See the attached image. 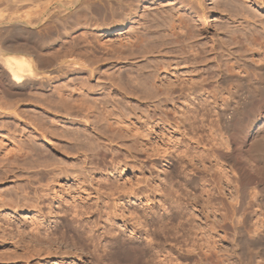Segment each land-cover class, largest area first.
Returning <instances> with one entry per match:
<instances>
[{"label": "rangeland", "instance_id": "obj_1", "mask_svg": "<svg viewBox=\"0 0 264 264\" xmlns=\"http://www.w3.org/2000/svg\"><path fill=\"white\" fill-rule=\"evenodd\" d=\"M68 1L0 0V49L9 51L11 38L16 46L28 44L32 50H39L41 45L30 41V27L37 31L45 48L41 62L45 64L48 54L56 63L50 67V87H33L16 94L11 93L3 74L5 65L0 61V264H123L112 252L131 244L146 255L139 263L126 264H210L199 260V243L205 251L213 248L220 264H264V156L256 151L255 142L264 137V106L255 94H249L250 83L219 81L215 67L208 63L179 68V75L188 74L189 69L199 79L186 84L179 80L180 84L174 86L177 93L165 100L168 114L146 109L147 103L136 96L138 81L143 77L139 68L149 59L136 55L142 50L133 49L129 39L138 29L141 33L146 29L147 35H143H159L148 38L150 43L165 41L170 20L186 11L200 20L198 30L203 32L202 43L208 50L218 35L227 44L234 42L239 50L235 55L247 50L251 56L253 49L251 57L263 58L264 0H135L131 21L122 26L102 24L96 29L75 25L72 12L90 2L98 12L106 0H79L74 5ZM24 20L33 23L25 30L16 29L17 23ZM154 42L152 45L157 44ZM191 43L193 46L190 42L186 45L190 57L199 48L197 41ZM216 50L226 54L218 46ZM156 52L148 55L152 62L163 57ZM227 58L237 62L232 56ZM86 69L95 74L90 77ZM163 74L162 78L166 76ZM203 78H207L205 83ZM111 79L116 80L117 88H113ZM104 84L111 85L113 95L118 94L117 98L111 94L114 102L109 88L101 90ZM117 89H122V94ZM72 90H76L70 95L72 102L84 99L92 106V116L88 118L87 109L78 108L71 110L72 115L64 109L55 113L60 93L67 96ZM81 91L85 94L78 95ZM100 97H105V108L98 103ZM39 99L51 110L36 106L34 102ZM158 99L154 103L164 106L163 98L161 102ZM115 102L120 108H115ZM239 107L242 113L251 115V121L237 141L234 134L224 133L220 114L221 110L226 112L228 127L232 113ZM104 115L113 122L120 116L124 119L123 123H114V131L120 129L126 135L118 139V145H101L98 150L102 153L92 155L89 151V159L83 155L64 156L51 145L60 141L49 134L55 130L56 121L88 129L95 143L103 141L106 136L102 135L103 140L98 137L96 128L104 127V121L97 124ZM87 118L90 122L86 123ZM43 131L47 132V140L42 138ZM34 135L39 140L33 139ZM31 143H36L38 149L32 150ZM73 145L64 147L70 152ZM226 145L236 146V166L225 160L232 148ZM43 147L48 149L42 154ZM55 158H66V162ZM43 161L47 165L39 163ZM56 166L61 170L53 171ZM236 197L242 205L237 212L241 234L233 229V214L229 211ZM74 204L83 211L78 208L75 212ZM87 207L90 212L84 213ZM118 238L121 244L113 245ZM192 245L195 250L190 249Z\"/></svg>", "mask_w": 264, "mask_h": 264}, {"label": "bare ground", "instance_id": "obj_2", "mask_svg": "<svg viewBox=\"0 0 264 264\" xmlns=\"http://www.w3.org/2000/svg\"><path fill=\"white\" fill-rule=\"evenodd\" d=\"M78 1L79 0H70L68 2H70L71 5H74V4L78 3ZM135 3H136L135 0H106V3L103 4V6H100V8H97L98 12H96L91 7L92 2H90L89 4H84L83 6L80 5L73 10V12H72L73 21H74V24L79 26L81 29H83V28H87V29L88 28H95L96 29V28L100 27L102 24H107L109 26H120V25L122 26L125 21H131L132 16H133V10H134L133 8H135L134 5H136ZM90 9L92 11H90ZM191 9L192 8L190 7V10ZM188 13H189V11H188ZM189 14H192V13H189ZM189 14H187L186 11H185V13H182V11H180V14H178V17L176 20H174V19L170 20L171 23L168 22L170 24V25L168 24V27H169L168 28L169 29L168 35L166 36L167 33L162 34L163 36L161 35V37H163V38L166 36L165 37L166 40L164 41V39L161 38V39H163V41L161 40V42H158L159 44L157 42H154L155 40L153 41L154 44L157 43L155 45H152L153 42H151V43L149 42L152 39H155L153 36H156V34H154L153 32H156L157 29H155V31H153L152 29L150 30V31H153L152 33L154 34L153 36L151 34V37H148L149 35L146 36L147 33L145 32V30H146L145 28H144L145 30H143V31L146 33V35H143L144 32L141 33L138 31L140 29H138L136 31L137 33L136 32L134 33L135 35L133 36V38H129L130 39V46L131 47L133 46L132 47L133 49L135 47H138L140 51L142 50L140 53L139 52L136 53V55L146 57L147 59H149V60L144 61L145 62L143 64L144 66H140V68H139L140 72H142L143 77L141 79H139V81H138V84L140 85V88H139L140 90L138 91L139 95H137L136 97H138V99L140 98L141 100H143L144 101L143 104L147 103L145 105L146 109L148 108V109L153 110V111L155 109H160V110L164 111L165 114H168L167 113L168 111H166L168 102H166L165 100L169 101L171 99V97L173 96L174 92L177 93L175 91L176 89L174 86L179 82V80L181 81V83L183 82L186 84L189 82L194 83L197 79H199V78H196V76H195L196 74H194L195 72L193 70H189V69L186 70V72H188V74H183V75L180 74L179 75V71H178V70H180L179 68L185 67L184 66L185 64H186V67L189 68V67H191V65H192V67H193V65L195 67L196 65H206V64L208 65V63H211V65L213 67H215L214 69H216V71H217L216 73L218 74L217 76H219L218 77L219 81L220 80H237V81H245V82L250 83L251 88H250L249 94H251V93L255 94L254 98L256 100H259L260 103L264 106V55H263V58H257V59L255 58L254 59V57H251L255 52L253 49H251V52L253 53L251 56L248 55L247 50H245L242 53L239 52L238 53L239 55H235L239 50L235 47L234 42L232 41L231 43L227 44L218 35L215 36L214 41L211 43L212 47L210 50H208L207 46H204L202 43L205 40V36H203V32L201 30L200 31L198 30V28H199L198 23L200 20L198 21V19H196L194 17L195 13H194V15L192 14L193 16L191 15L192 17ZM172 17H174L173 14H172ZM197 18H198V16H197ZM32 23H33L32 20L21 21V22L17 23L18 26L16 27V29L25 30V28L28 27L27 25L32 24ZM149 25H147V26H149ZM147 26H146V28H147ZM63 28H64V30H68L66 28V26H64ZM178 28H180L183 31L185 30L184 31L185 34L183 35V33H182L183 31L178 30ZM263 28H264V26H263ZM65 33L68 34L69 32L66 31ZM148 33L150 34L149 31H148ZM233 33H235V32H233ZM28 34L30 36V41L34 40V41H36L37 44L39 43V46L41 45V48L39 50H32L28 46V44L16 46V43L11 41V38L9 39L10 40V43H9V49L10 50L4 51V50L0 49V61L3 62L5 65V70L3 71V74L5 75L4 76L5 79H7L11 85V88H12L11 93H16V94L25 93L27 89H32L33 87H39L40 89H47L48 87H50V75L52 72L50 67H52V65H56V63L53 60L52 56L48 55V54L46 55L47 58H46L45 64H43L41 62V60H40L41 56L45 55L43 53L45 48L41 44V42L39 41V38L37 36L38 33L34 28L29 27ZM255 35H257V34H255ZM158 36H156V38ZM168 36H171V38H168ZM148 38H150V39L152 38V39L148 41L147 40ZM132 39H134V40H132ZM232 39L233 40L235 39L234 35L232 36ZM156 40H159V39H156ZM145 41H148L149 43L144 45L143 43ZM192 41H197L199 43V45H198L199 48H197L196 49L197 51H194V54L192 55V57H190L189 56L190 50L186 48L187 47L186 45L189 42H190V45H192V43H191ZM127 44H128L127 46L129 47V43H127ZM168 45H172V46L171 47L169 46V48H168L167 47ZM193 45H194V42H193ZM200 45H203V46H200ZM192 46H190V47H192ZM216 46L221 48L222 51L224 50L226 52V54H223V53L219 52V50H216ZM159 47H161V48L165 47V48L160 49ZM132 48H131V50L129 48V50L132 52V54H135L134 53L135 50L133 51ZM138 48H135V49L138 50ZM174 50H175V53H174ZM116 51L120 52L119 49H117ZM156 51L159 54H161L163 57L160 58V60L159 59H153L154 61L152 62L151 61L152 59L148 55H150V54L155 55ZM121 52H122V50H121ZM208 54L210 55V57L212 56L211 61H210V57ZM122 55H123V53H122ZM207 55H208V58H207ZM230 56H232V58H236L237 62L236 63L231 62V60H230L231 58H227ZM121 57H123V56H120V58ZM220 57H221V59H220ZM189 58H191V59H189ZM192 63H195V64H192ZM82 70L83 69H77V72L78 71L80 72ZM86 71L88 72V75L90 77H92L95 74L94 70H92V69H86ZM163 73L166 74L165 77L163 76L165 78L164 81H163L164 78H162V75H164ZM257 75H259L260 77H257ZM207 78H203L202 81H204V83H205ZM118 81H119V78H118ZM110 83L113 86V88H117V86H119L115 79H114V81H113V79H111ZM121 83H123V85L125 84L126 86H128L127 85L128 83L126 84L122 81H121ZM121 83H120V86H121ZM179 84H180V82H179ZM111 85L107 86V84H104V85H102L101 90H103V92H105L106 89H108ZM194 85H193V87H194ZM186 86H183L184 89ZM188 88H190V87H188ZM192 88H191V90H192ZM87 89H88V87L86 88V90ZM130 89L131 88H129V90ZM117 90H119V89H117ZM179 90H181V89H178V91ZM193 90H194V88H193ZM75 91L72 90L70 92V94L67 96L62 94V92L60 93L59 100L55 101V104H54L55 113L59 114V112H61V109H64L68 115H72L71 110L74 108H78L80 110L87 109V111H88L87 115L89 118L90 115L92 116V106L89 105L87 102H85L84 99H82V98L80 100H78V102H72V98H71L72 95L71 94ZM119 91L121 92L122 89ZM124 91L126 92V90H124ZM130 91L131 92H129V93H131V94L134 93V92H132V89ZM111 92H112V89H110V92H109L110 96L112 94ZM191 92H193V91H191ZM126 93L128 96L129 93L128 92H126ZM81 94H85L84 91H81L80 93H78V95H81ZM120 94H122V92ZM86 95H90V93L87 92ZM117 95L114 94L113 97H116ZM161 95H164V96L161 97ZM108 97H107V99H109ZM116 98H114V99H116ZM157 98H159L158 99L159 102H161L160 98H163L161 100L165 101V103L163 102L164 106H162L163 104H161V103L157 104L158 102L154 103V100L155 99L157 100ZM43 99L45 100L46 98H43ZM98 99H99L98 103L103 105L102 107L105 108V106L107 105L106 104L107 102H105V97H104V99H103V97H100ZM110 99L112 102H114L112 100V96ZM117 101H119V100H117ZM120 102H122V101H120ZM34 103L36 104V106H40L41 108H43V110L46 112L51 110V107L49 105H47V103L42 102L40 99L38 100V102H34ZM117 103L120 104L119 102H117ZM117 103L115 102V105H114L115 108H120V107H118L119 105L117 106ZM111 104L113 105L114 103H111ZM124 104H126V103H124ZM127 107H128V105H127ZM130 108H131V106H130ZM240 109L241 108L239 107L236 109V112L232 113L233 117L236 118L238 122L234 121L236 119L232 120L233 117H230L231 119L229 118L230 119L229 120L230 126H228L229 128L226 126V125H229V124H227L228 122L225 125V120H224V118H225L224 115L226 112L221 110V114H220V120H222V129H224L223 131L226 130L224 133L228 132V133H230L229 134L230 136H231V134L232 135L234 134L236 136V138L238 139L237 141L241 140V138L245 134V132L249 126V123L251 121V115L250 114L246 115V114L242 113L240 111ZM118 110L119 109H117V111ZM227 116L229 117L230 115H227ZM88 118L86 119V123L90 122V120ZM70 119H73V116ZM110 119L111 118H109L108 115H104V116H101L100 119L97 121V124H100L102 121H104V127L103 128H101V127L96 128L97 130H99V133H100V135L98 133H96V135H98V137L99 136L102 137V135L104 137V135H105L106 140L105 139L103 140V137H102V140L106 141V144L100 140H97V142L95 143L96 139L93 138L92 132H89L88 129H81V128H76V127L74 128L73 126L67 127L66 123L62 124L60 121H56L55 130H53L49 134L52 135L51 136L52 139L58 137V138H60V141H58V143L51 142V145L55 147L56 151H60L61 154L64 156L72 154V155H77L78 158H80V156L83 155L85 159H87V158L89 159L90 154L93 155L95 153L96 154L102 153L101 152L102 150L101 151L98 150L101 145H105V146L110 145L112 147L113 143H116V145H118V143H119L118 139H122L123 137H126L124 131H122L120 129H119V131H114V129L117 128L114 126L115 125L114 123H116V122H118L119 124L123 123L124 119L121 118V116L117 117L116 120L114 119L115 120L114 122ZM232 121H234L236 123L233 124L234 122L232 123ZM46 131L42 132V136H43L42 138L45 140H47V135H46L47 132ZM110 133H111V137H109ZM223 135H225V134H223ZM33 139H36V141L39 140L36 135L33 136ZM232 140L234 141V137ZM48 141H49V139H48ZM135 141H137V140H135ZM31 142H33V140ZM234 142H236V141H234ZM255 142H256V148H257L256 151L259 150L258 152L260 153V155L264 156V137L260 136L259 138H257L255 140ZM107 143H108V145H107ZM232 143L233 142H231L230 144H232ZM65 144H74L72 146L73 151H70V152L67 151L64 147ZM133 145L137 146V143L135 142V143H133ZM229 146L232 147V145H229ZM229 146H227V147H229ZM84 147H88V148L84 149ZM118 147H120V146H118ZM235 147L233 145V147L231 149H229L230 151L227 152L226 159H225L227 163H229L233 166L235 165L234 163H236L235 160L237 159V157H234ZM31 149L37 150L38 149L37 144L31 143ZM47 149H48V147L47 148L43 147L41 149L40 153L43 154ZM128 149H129V147H128ZM89 151H90V154H89ZM185 153H187V151H185ZM57 154H59V153L57 152ZM55 160H57L61 163L66 162V158H60V159L55 158ZM39 163L43 164V165H47V163L45 161L39 162ZM233 166H231V167H233ZM54 170H61V167L56 166L53 168V171ZM234 170H235V167H234L233 171ZM85 188H87V187H85ZM172 193H174V192H172ZM232 199H235V198H232ZM105 200H107V199H105ZM74 206H75V208H74L75 212H77V210L80 206L77 204H74ZM229 207H228L229 211L232 212V214H233V215H231V217H232L231 224L233 223L234 228L233 227L232 228L236 231L238 230V233H240V232L243 233V231H242L243 229L240 231L241 226H239V224L241 225V223L238 222L239 217L237 215L239 213L241 207H242L241 202L238 200V197H236V199L234 201L230 202ZM86 209L87 210H84V213H89L91 208L87 207ZM80 210H82V209H80ZM192 210H194V209H192ZM192 210H191L190 214H192ZM67 212H68V210H67ZM78 215H80V214H78ZM192 216L193 215H191V217ZM237 217H238V220H237ZM148 237H149V235H148ZM112 244L113 245H116V244L120 245L121 241L118 238V240L113 241ZM193 245H194V243H193ZM193 245L190 246V249H192V250L195 248L194 246H196V245H194V246ZM198 245L199 246L196 248H199L198 251L199 250L200 251L198 253L195 251L194 252L200 256L199 260H201V261L204 260L206 262H209L210 264H220L221 263V262H219L220 260L218 259V256L216 257V254H215V251H213L214 250L213 248L209 249L210 247H208L207 248L208 250L205 251L203 249L204 247H202V244L199 243ZM191 247H193V248H191ZM112 253L115 255V258H118V262L123 263V264L124 263L125 264L130 263V262L139 263V262H141V260H143L145 258V255H146V253H144L141 249H139L138 247H136L134 245L132 246V244L129 247L121 248L119 250H116L115 253L114 252H112ZM152 258H155V257L152 256Z\"/></svg>", "mask_w": 264, "mask_h": 264}]
</instances>
